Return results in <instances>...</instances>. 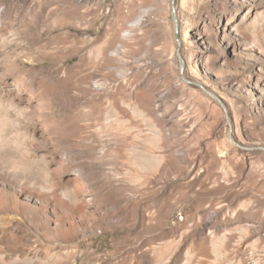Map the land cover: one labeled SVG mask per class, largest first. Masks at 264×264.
Returning <instances> with one entry per match:
<instances>
[{
	"label": "rangeland",
	"instance_id": "rangeland-1",
	"mask_svg": "<svg viewBox=\"0 0 264 264\" xmlns=\"http://www.w3.org/2000/svg\"><path fill=\"white\" fill-rule=\"evenodd\" d=\"M0 264H264V0H0Z\"/></svg>",
	"mask_w": 264,
	"mask_h": 264
},
{
	"label": "water",
	"instance_id": "water-1",
	"mask_svg": "<svg viewBox=\"0 0 264 264\" xmlns=\"http://www.w3.org/2000/svg\"><path fill=\"white\" fill-rule=\"evenodd\" d=\"M174 23H175V31H176V35H177V40H178V45L179 47L181 46V39H180V23H179V19H178V15L176 13V10L174 9ZM183 69H184V64L182 63V71H181V74H182V78L184 80H186L183 76ZM221 104L222 106L225 108L226 110V106L224 105V103L218 98V97H215Z\"/></svg>",
	"mask_w": 264,
	"mask_h": 264
},
{
	"label": "bare ground",
	"instance_id": "bare-ground-1",
	"mask_svg": "<svg viewBox=\"0 0 264 264\" xmlns=\"http://www.w3.org/2000/svg\"><path fill=\"white\" fill-rule=\"evenodd\" d=\"M190 30L188 29V30H186V33L184 34V36H183V41L184 40H186L189 36H190ZM189 39V38H188ZM194 56V53H192L191 54V57H193ZM214 95V94H213ZM215 97H216V95H215Z\"/></svg>",
	"mask_w": 264,
	"mask_h": 264
}]
</instances>
